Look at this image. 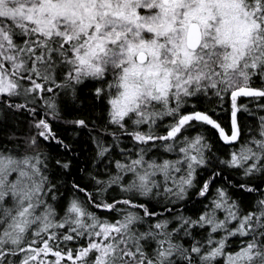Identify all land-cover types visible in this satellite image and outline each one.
<instances>
[{
  "label": "snow or ice",
  "instance_id": "6c2138e0",
  "mask_svg": "<svg viewBox=\"0 0 264 264\" xmlns=\"http://www.w3.org/2000/svg\"><path fill=\"white\" fill-rule=\"evenodd\" d=\"M0 264H264V0H0Z\"/></svg>",
  "mask_w": 264,
  "mask_h": 264
}]
</instances>
